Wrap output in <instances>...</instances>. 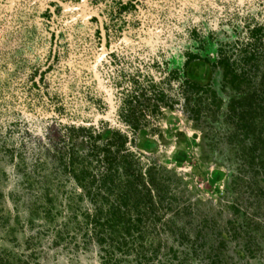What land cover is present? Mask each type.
I'll return each instance as SVG.
<instances>
[{
	"label": "rangeland",
	"instance_id": "1",
	"mask_svg": "<svg viewBox=\"0 0 264 264\" xmlns=\"http://www.w3.org/2000/svg\"><path fill=\"white\" fill-rule=\"evenodd\" d=\"M256 27L264 39V0H0V264H99L94 243L75 257L54 239V224H31L26 209L34 200L27 192L69 194L70 156L85 152L90 126L102 141L125 129L126 148L177 177L178 202L195 203L175 226L188 234V247L179 249L189 253L185 264H216L191 254L207 247L202 236L212 217V238L226 244L220 264H264V207L247 193L232 199L230 164L184 99L172 107L141 100L145 115L134 127L135 80L144 75L167 76L171 84L189 78L228 100L235 91L218 63L219 48L235 51ZM258 64L264 73V57ZM255 179L264 189V173ZM240 200L255 209L247 231L229 222ZM171 240L164 234L145 264H178L183 257L171 262L163 245ZM123 259L118 264H135Z\"/></svg>",
	"mask_w": 264,
	"mask_h": 264
},
{
	"label": "trees",
	"instance_id": "2",
	"mask_svg": "<svg viewBox=\"0 0 264 264\" xmlns=\"http://www.w3.org/2000/svg\"><path fill=\"white\" fill-rule=\"evenodd\" d=\"M261 32L260 27L250 29V39L235 51L224 45L219 48L218 63L225 71V81L235 91L228 100L210 85L189 78L175 79L173 84L167 76L156 79L144 75L135 80L134 127L141 128L145 115L141 100L152 99L172 107L182 97L185 109L197 125L208 128L205 138L218 142V154L225 155L230 164L227 192L233 195L232 199L238 200L239 194L247 193L256 201L254 204L263 208L264 189L255 179L264 173V73H259L258 64L264 57ZM175 72L170 70L168 75L174 76ZM123 116L131 120L127 114ZM92 128L81 129L86 133L85 152L74 149L70 154L74 187L67 196L64 191L57 196L52 189H44L41 196L46 202L40 203L38 193L27 192L26 196L30 194L34 199L30 204L27 202L28 221L54 224V239L68 243L75 257L80 256L87 242L94 243L99 264H118L126 257L135 260V264H145L148 252L169 233L172 240L162 244L172 255L171 262H176L180 255L183 259L178 264H185L189 253L179 249L188 247L185 243L188 234L182 233L184 226L177 227V231L175 226L183 211L195 203L178 202L177 177L163 172L161 166L136 150L130 152L126 148L129 135L125 129L113 131L110 138L102 141V135ZM241 201L232 205L235 218L229 222L247 231L253 221L250 209L253 213L255 209L251 204L242 205ZM28 205H34L35 210ZM53 205L59 206V210L55 211ZM207 215L203 213V217ZM210 221L205 223L207 230L202 236L206 237L202 244H208L207 247L197 246L202 255L192 247L191 254L196 259L208 257L214 263L213 258L220 264L226 244L223 238H212L216 223L214 217Z\"/></svg>",
	"mask_w": 264,
	"mask_h": 264
}]
</instances>
